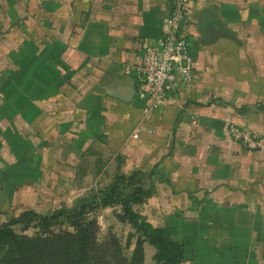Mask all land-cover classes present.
Here are the masks:
<instances>
[{
  "label": "crops",
  "instance_id": "obj_1",
  "mask_svg": "<svg viewBox=\"0 0 264 264\" xmlns=\"http://www.w3.org/2000/svg\"><path fill=\"white\" fill-rule=\"evenodd\" d=\"M172 2L0 0V206L11 209L0 216L45 215L65 188L79 194L98 174L137 172L152 185L150 213L243 230L248 264H264V147L245 150L225 128L264 137V51L242 50L264 43V0L192 7V83L146 112L123 68L161 37ZM217 29L230 36L208 43ZM247 219L253 227L241 228Z\"/></svg>",
  "mask_w": 264,
  "mask_h": 264
},
{
  "label": "rangeland",
  "instance_id": "obj_2",
  "mask_svg": "<svg viewBox=\"0 0 264 264\" xmlns=\"http://www.w3.org/2000/svg\"><path fill=\"white\" fill-rule=\"evenodd\" d=\"M255 32V35H260L258 30ZM243 36H245V33L242 31V41H247ZM242 44V50L264 51V43L254 44V42L248 41ZM243 47L245 49H243ZM69 77L68 74H65V80L69 79ZM228 126L229 124L227 123L225 125L227 130ZM240 129L248 131V129L244 127ZM232 141L236 142L243 149L249 150L240 142L234 141L233 139ZM116 162L118 163V161ZM101 163L103 164V162ZM2 165L3 164H1V166ZM134 173L136 172L126 175V177ZM115 176V171L112 170L98 174V178L101 179L98 185L95 188H87L79 194L78 189H73V193H71V190L65 188V191H63L64 199L60 200L61 203L59 205L62 207L58 209L63 208L70 211L76 206V202L79 199L91 197L95 191H104L108 185L113 183ZM1 179L3 180V178ZM144 179L145 177L142 174L136 176L135 180L132 182L133 187L123 192L124 195L130 194L134 187H142L146 191H152V185L149 184V188L144 187ZM123 199L126 200L125 197L119 196L116 201L117 204L105 207L104 209L91 208L86 212V216L83 214L81 219L82 222L91 227L93 232V250L85 264H131L134 259H136L135 249L138 245L142 246L141 249L143 250L142 264H158L156 263V257L159 253L158 247L150 243V238L146 236L145 228L140 225L133 226L126 220L127 218L121 206V200L124 201ZM146 201L147 200H145L144 203H146ZM144 203L134 204L132 206L133 211L145 218L152 227L155 226V228H161L167 231L170 239L178 242L182 246L184 249L183 254L186 259H202L207 261L221 260L226 264H244L242 261L248 264L249 260H255L254 256L250 255L248 251L242 250L244 245H247L250 240V237L245 235L243 230H235V232L231 230L232 232H230V230H226V227L224 230L218 229V227L214 226V221L199 220L198 223H194V221L187 222L180 216L171 217L169 215L160 219L150 213L144 206ZM10 211L11 209L6 208L4 205L0 206V213ZM53 212L41 216H49ZM147 212H149V214ZM241 216H244L243 213L240 215V218H243ZM10 218L11 216L3 217L1 215L0 225ZM240 221L242 223L240 224L241 228L252 225V221L248 219ZM226 223L227 222L224 224L225 226H227ZM252 227L253 226H251V228ZM14 229L15 234L18 236H25L35 241L44 240V252L42 251L43 258H37L36 264H78L74 260L71 248L69 247V237H66L67 233L74 235L75 230L69 226L67 220L42 221L33 219L28 225L20 223L15 226ZM228 232L230 234H228ZM74 237L77 238V236ZM230 241L235 243L233 250L228 249L227 242ZM258 257L259 261H263L264 253L259 252ZM0 264H21V259L18 256H14L9 248L0 245Z\"/></svg>",
  "mask_w": 264,
  "mask_h": 264
},
{
  "label": "trees",
  "instance_id": "obj_3",
  "mask_svg": "<svg viewBox=\"0 0 264 264\" xmlns=\"http://www.w3.org/2000/svg\"><path fill=\"white\" fill-rule=\"evenodd\" d=\"M139 174L136 172L129 177L121 174L116 175L113 183L108 185L104 191H95L91 197L78 200L76 206L70 211L60 208L49 216H41L33 211H26L21 213L17 218L8 219L0 225V245L9 248L14 256H18L21 259V264H36L37 258H43L44 240H42L43 242L41 240L35 241L25 236H18L14 232L15 226L20 223L28 225L33 219L42 221L65 219L69 222V226L75 230L74 235L66 234V237H69V247L71 248L74 260L78 264H85L93 250V232L91 227L82 222L83 214L86 216V212L91 208L104 209L105 207L117 204V198L121 196L126 198V200L123 199L124 201L121 200L126 220L133 226L140 225L145 228L146 236L150 238V243L158 247L159 253L156 257V263L182 264L185 259L182 246L178 242L171 240L167 231L152 227L145 218L135 213L132 209L134 204L144 203L151 196V192L146 191L142 187H134L130 194L124 195L123 193L133 187L132 182ZM74 236H77V238ZM141 248L142 246L140 245L136 247V259L131 264H142L143 250Z\"/></svg>",
  "mask_w": 264,
  "mask_h": 264
},
{
  "label": "built area",
  "instance_id": "obj_4",
  "mask_svg": "<svg viewBox=\"0 0 264 264\" xmlns=\"http://www.w3.org/2000/svg\"><path fill=\"white\" fill-rule=\"evenodd\" d=\"M204 1L173 0L163 18L165 31L161 37L144 46L139 62L124 65V73L132 74L137 82L136 97L146 103V112L155 110L169 94L180 92L192 83L194 63L189 13ZM228 131L234 141L249 150L264 147V137L258 133L243 131L235 124H229Z\"/></svg>",
  "mask_w": 264,
  "mask_h": 264
},
{
  "label": "water",
  "instance_id": "obj_5",
  "mask_svg": "<svg viewBox=\"0 0 264 264\" xmlns=\"http://www.w3.org/2000/svg\"><path fill=\"white\" fill-rule=\"evenodd\" d=\"M218 36L229 37L230 35L225 30H219V29H217V30H215L212 33L208 32V36L206 37L207 38L206 41L208 43H210L213 40H215V38L218 37ZM133 94H134L133 91H131V95L128 98L124 99V101H130L133 98Z\"/></svg>",
  "mask_w": 264,
  "mask_h": 264
}]
</instances>
